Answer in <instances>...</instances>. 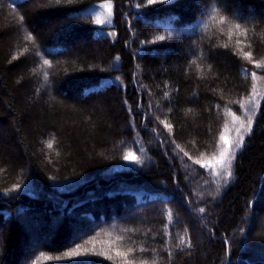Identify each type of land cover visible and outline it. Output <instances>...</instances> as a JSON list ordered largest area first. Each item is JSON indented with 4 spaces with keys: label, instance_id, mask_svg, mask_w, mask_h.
Instances as JSON below:
<instances>
[{
    "label": "trees",
    "instance_id": "1",
    "mask_svg": "<svg viewBox=\"0 0 264 264\" xmlns=\"http://www.w3.org/2000/svg\"><path fill=\"white\" fill-rule=\"evenodd\" d=\"M253 61L264 0H0V264H264ZM222 132L231 178L194 163H215Z\"/></svg>",
    "mask_w": 264,
    "mask_h": 264
},
{
    "label": "snow or ice",
    "instance_id": "2",
    "mask_svg": "<svg viewBox=\"0 0 264 264\" xmlns=\"http://www.w3.org/2000/svg\"><path fill=\"white\" fill-rule=\"evenodd\" d=\"M165 2H166V0H148V4L149 5L158 4V3H165ZM13 7H15V5H13ZM109 12H111V6H109ZM21 19H23V17H21ZM224 19H226V18L221 17L222 21ZM95 22L97 24H102L105 21L102 20L99 16H97ZM235 28L239 29V28H241V25L240 24H236ZM29 39H31V36H29ZM157 39L158 40H164L165 37L164 36H159V37H157ZM238 43H239V41H238ZM243 56H244V58L251 60L252 53L251 52H245V53H243ZM253 63L256 65L257 68H264V64H262L261 62L253 61ZM44 64H50V61L45 60ZM244 71H247V70H244ZM252 75L255 76V73H252ZM45 76H47V74H45ZM117 79H119V78H117ZM237 103H239V102H237ZM162 123H164V126L169 131H171L172 126L170 124H167L166 122H162ZM244 127H245V125L242 123L240 125V128H244ZM240 128L236 129V132H237V135H238L239 139L234 142L237 151H239L244 145V136L239 135ZM225 131H227V125H225ZM246 131L249 134L252 132V122L251 121H249ZM219 140L221 142H223L224 147L222 148V150L220 151L218 156H214L215 163L202 162L200 159H196L194 161V163L197 164V165H200L201 168H203L205 170H211L213 175H215V176H220L221 175V173L219 171H216V169L217 168H223L224 169V173H223L224 177L231 178L232 175H233L232 165H233V161L235 160V154L231 153V151H230L233 142L230 141L229 139H227L226 136L223 134V132L221 133V135L219 137ZM134 143L138 144L139 142L138 141H134ZM48 147H52V143L51 142H48ZM138 150L139 151H143V149H138ZM184 155H187V153H185ZM124 159L125 160H129V161H134V162H136L138 164H142L143 163V160L140 157L136 156L135 153L132 152V151L126 152L125 155H124ZM15 187H18V186H15ZM200 211L203 212L204 209L201 208ZM167 218H168L169 221L173 220V214H172L171 210L167 211ZM180 245H183V246H186L188 248H191L192 244L190 242V238L188 239V241L186 243L185 238L181 237L180 238ZM80 249H81V246L77 245V247L75 249H73L72 251L66 253L65 255L68 256V257H73V256H77L78 257V256H80L82 254ZM89 251L90 250H86L85 254H88ZM134 251H135V249H132V248L128 249V253H132ZM140 251L143 252V251H145V249H140ZM92 254L105 255L104 253H94V252ZM41 255H43V254H41ZM117 255H125L126 256L127 253H119L118 252ZM169 257H171V253H169ZM49 259H51V257H49ZM57 259H60V257H57ZM107 259L112 260L113 257L112 256H107ZM126 264H135V262L134 261H126ZM140 264H147V261L146 260H141Z\"/></svg>",
    "mask_w": 264,
    "mask_h": 264
},
{
    "label": "rangeland",
    "instance_id": "3",
    "mask_svg": "<svg viewBox=\"0 0 264 264\" xmlns=\"http://www.w3.org/2000/svg\"><path fill=\"white\" fill-rule=\"evenodd\" d=\"M37 27H38V23H37ZM83 43H85V42H83V41H79V45H81V44H83ZM41 219V220H40ZM37 220H39V221H37ZM30 221H31V224H27L26 223V226L28 227V228H30V231L32 232L31 234H32V236L30 235V241L28 240V242L26 243V245H25V248L28 246H30V244H32V245H36L37 243H38V236H40L41 234L40 233H42L43 231H42V226H40L41 225V223H42V221H43V218L40 216L39 217V219L38 218H35V220H34V217H30ZM37 223V224H36ZM31 245V246H32ZM30 246V247H31ZM27 247V248H28Z\"/></svg>",
    "mask_w": 264,
    "mask_h": 264
}]
</instances>
